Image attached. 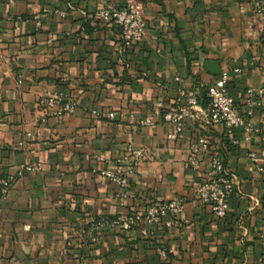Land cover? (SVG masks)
Wrapping results in <instances>:
<instances>
[{
  "label": "crops",
  "instance_id": "1",
  "mask_svg": "<svg viewBox=\"0 0 264 264\" xmlns=\"http://www.w3.org/2000/svg\"><path fill=\"white\" fill-rule=\"evenodd\" d=\"M128 1L142 5L146 28L124 47L119 28L98 13ZM223 72L237 106L244 109L251 86L261 90L262 106L246 116L257 127L251 141L234 147L221 127L209 132L237 180L229 213L218 219L195 196L209 157L201 155L198 168L186 162L201 130L187 119L170 141L167 123L150 128L128 114L149 116L160 100L180 108L186 88L205 95ZM48 89L73 95L74 114L42 121L37 99ZM24 131L32 135L20 145ZM130 143L150 147L155 158L138 169L121 204L116 185L92 170L106 166L98 156L113 159ZM24 161L43 168L17 179L0 203V264H264L261 19L246 0H0V179ZM176 196L186 198L179 225L154 237L136 228L98 230L95 241L80 235L101 217ZM160 247L173 252L164 258Z\"/></svg>",
  "mask_w": 264,
  "mask_h": 264
},
{
  "label": "built area",
  "instance_id": "2",
  "mask_svg": "<svg viewBox=\"0 0 264 264\" xmlns=\"http://www.w3.org/2000/svg\"><path fill=\"white\" fill-rule=\"evenodd\" d=\"M252 14L260 18L263 23L264 38V0H246ZM47 13L48 9L43 10ZM99 18L105 22H111L120 30L122 46L129 47L135 44L144 34L146 19L142 5L135 1H128L122 7L107 5L99 11ZM63 15V13H61ZM37 24L41 25L40 15L36 16ZM235 71L240 73L241 69ZM229 72H223L220 77L207 86L206 105L203 103L200 94L193 87L184 91V106L171 109L168 104L160 100L156 103L151 115L136 118L135 113L129 112V119L142 126L157 128L159 121L168 124L170 130L167 139L178 140L186 126V120L192 121L201 130L199 135L192 141L189 148L186 162L194 168L199 166V158L205 154L209 157L210 170L205 179L196 187L195 196L199 203L208 206L218 219L225 218L230 210V202L233 198L237 180L233 173L227 170L223 156L219 151L212 150L209 132L214 127H221L225 139L234 147L240 145L244 139L251 141L252 135L257 127L251 118L255 107L262 106L261 90L248 87L245 91L243 106L241 109L236 105L231 92L228 89ZM177 80H180L177 77ZM37 105L42 110V121L54 117L62 119L71 116L78 108L77 99L62 90L48 89L37 99ZM95 115H100L98 110H92ZM109 118H115V112L108 113ZM156 117L159 120H156ZM246 133L241 138L240 132ZM24 137L20 141L23 145L25 138L32 135V132L20 133ZM254 160L255 156L251 153ZM155 158L150 147L128 144L124 150L113 159L98 156L97 159L106 163L102 169L93 168V172L113 182L116 185L115 198L123 204L130 196V183L138 169L145 163ZM112 163V167L107 164ZM43 163L39 161H24L16 168L0 179V203L8 198L13 183L29 173L41 171ZM186 198L176 196L175 198L162 202H151L140 212H132L126 216L114 218L101 217L92 225L79 230L82 238L92 241L97 239V231L102 229H119L122 231L139 229L143 237H154L158 228H172L179 225V218L184 213ZM162 257H167L173 252V248L160 247L158 249Z\"/></svg>",
  "mask_w": 264,
  "mask_h": 264
},
{
  "label": "trees",
  "instance_id": "3",
  "mask_svg": "<svg viewBox=\"0 0 264 264\" xmlns=\"http://www.w3.org/2000/svg\"><path fill=\"white\" fill-rule=\"evenodd\" d=\"M207 89L205 91V95H200L201 96V99L203 100V103L206 105L207 101H208V98H207ZM228 142V141H227ZM229 143V142H228ZM232 200V199H231ZM226 218V217H225Z\"/></svg>",
  "mask_w": 264,
  "mask_h": 264
}]
</instances>
